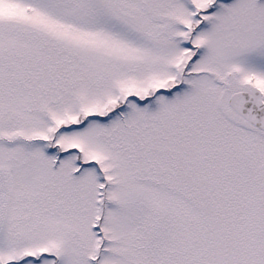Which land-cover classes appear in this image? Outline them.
<instances>
[{"label": "snow or ice", "instance_id": "snow-or-ice-1", "mask_svg": "<svg viewBox=\"0 0 264 264\" xmlns=\"http://www.w3.org/2000/svg\"><path fill=\"white\" fill-rule=\"evenodd\" d=\"M0 264H264V0H0Z\"/></svg>", "mask_w": 264, "mask_h": 264}]
</instances>
